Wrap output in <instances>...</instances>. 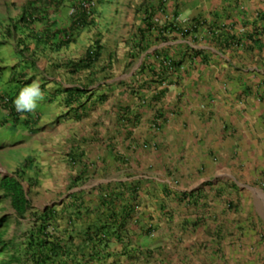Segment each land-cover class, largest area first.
Here are the masks:
<instances>
[{
	"label": "crops",
	"instance_id": "obj_1",
	"mask_svg": "<svg viewBox=\"0 0 264 264\" xmlns=\"http://www.w3.org/2000/svg\"><path fill=\"white\" fill-rule=\"evenodd\" d=\"M27 2L0 0V96L30 79L44 98L16 122L0 108V130L5 166L45 175L33 206H56L65 240L48 264H264V199L241 195L264 177V0H95L93 24L49 10L7 36ZM102 233L108 248L84 246Z\"/></svg>",
	"mask_w": 264,
	"mask_h": 264
},
{
	"label": "clouds",
	"instance_id": "obj_2",
	"mask_svg": "<svg viewBox=\"0 0 264 264\" xmlns=\"http://www.w3.org/2000/svg\"><path fill=\"white\" fill-rule=\"evenodd\" d=\"M37 0H28V2L24 5V7L22 8V12L20 17L17 20H11L9 28L7 29L6 35H9L10 29L17 31L18 26L21 27H28L29 25L35 23V22H40V20L42 19V21L45 20V16L44 17H38L37 14L32 13V11H30V16L27 17L24 21L22 20L23 17V13L25 11V9L29 6V4L34 2L33 6H37L36 9L38 10H47V13H49L50 10V17H48L49 21L52 24H56V20L53 18L57 13V8L58 5L61 3L62 0H56L54 3V6H47L46 3H43L41 6V3L36 2ZM163 5V3L161 4V6ZM32 6V7H33ZM13 10L17 9V4L14 3L13 4ZM95 8H96V3L95 0H87V2L85 0H81L80 2H78V4L74 7H72V12H73V16L71 18L68 19V26H72V24H77V19L83 17V16H87L86 20L88 21V25L93 24V21L95 19ZM147 8V7H146ZM46 13V14H47ZM70 26V27H71ZM67 27V26H65ZM165 28H163L164 30ZM170 31H180L181 34L183 36H188L185 35L186 32L188 30H180L177 29L176 27H171ZM97 47L93 46V48H91L88 52V56L87 57H95L96 59L93 60V62L90 63L93 64L96 60H97V52H96ZM86 59V58H85ZM83 59V60H85ZM78 61L77 63H75L73 65V70L72 71H76L79 68H84V67H89V66H85V63H80L82 62ZM174 62H169L168 63V69L171 73H174L177 69V67H174L173 65ZM17 84L21 85V86H25L24 89H22L20 96L18 97L16 103L14 102L13 98L9 95H5V96H0V108H3L4 110L6 109L7 111H9V113L12 115L13 120L16 122L19 119V115L21 114V111H34L36 106H37V102L39 100H42L43 97V92L39 86V84L37 82H33L31 85H29V83L31 82L30 79H17ZM26 101L23 105H21V101ZM17 104V105H16ZM80 107H78L79 109ZM5 125V122L3 121L2 126ZM4 149V148H0ZM14 149V145L11 149H5L4 151H0V172L5 170V174L2 175V177L0 178V182L2 179H4L5 177H13V178H17L21 185L23 186V189L25 191V194L27 196V199L30 201V207L27 210V212L23 215V216H18L16 211L13 209L12 207V203H11V199L9 197H7L5 195V192L0 188V191L2 192L3 196H0V198H7L10 202V206H11V212H9L8 214H14L15 215V220L13 222H9V217L8 215H4L6 213L3 214L2 217H0V252L1 253H5L3 258H5V261L3 262V264H6V262L8 260H10L12 254H16V257L19 259L22 255H24V253L26 251H37V248H34V246L31 245V239H36L37 238V232L39 230V228L41 227H45V232L51 236L54 237L55 242H60L62 243V245H64L65 240L63 238H60L57 236L56 231L51 230L52 227H56L54 224V221H52L51 219L54 220V215H53V211H54V207L56 206H45V207H40V206H33V200L31 197V191L30 189L35 187L39 182L44 181L45 175H43L41 172L38 174H33L30 176V174L27 172L29 171L28 168L31 165V161H27L26 164H23L22 166L19 167L16 166L12 169H9L8 164L5 163L6 162V158H7V153L10 151L11 154L13 153ZM57 160V159H56ZM55 160V161H56ZM39 166V163H38ZM72 166H75L74 164ZM34 172V170H33ZM26 178V179H25ZM35 180V185L32 184V182ZM36 180H39L38 183H36ZM24 181V182H23ZM262 189L264 190V178L263 180H261L260 182ZM50 209V212L52 213L49 214V212H47V210ZM1 208H0V213H1ZM27 215H30L34 224V227L36 228L35 231L32 232H23V231H19L18 229L15 230V233L12 237L11 234H13L12 232H8V230L10 229V227L12 225H16V227L18 226L17 223V219H24ZM42 216H47V220H43L44 218ZM5 218V221H3V219ZM5 237L4 240H2V238ZM107 239V243L109 244V239L104 236V234L102 233V235H100V237H89L87 236L85 240H83V244L87 249L92 250V245L98 243L97 239ZM14 240V246L15 248H8V249H4V243H8V242H13ZM50 240V239H49ZM75 242V240L68 238L66 240V242L69 244V246L72 245V242ZM25 245V246H24ZM102 248L106 249L107 247H104L103 244ZM44 255L47 256L49 255V253H47V247H41L40 248ZM92 257V256H91ZM30 258H32L33 260L38 259V255H34L32 257H28V258H23L22 262L20 261V263L18 264H24L25 262H27ZM86 264H90L88 257L86 258Z\"/></svg>",
	"mask_w": 264,
	"mask_h": 264
},
{
	"label": "trees",
	"instance_id": "obj_3",
	"mask_svg": "<svg viewBox=\"0 0 264 264\" xmlns=\"http://www.w3.org/2000/svg\"><path fill=\"white\" fill-rule=\"evenodd\" d=\"M55 1L56 0H37L36 2L41 3V6L43 3H46L47 6L49 7V6H54ZM33 5L34 2L29 4V6L25 9L22 17L23 21L30 16L31 14L30 11H32V13L34 14H37L38 17H44L46 15L47 10L44 9L38 10L36 9L37 6H33ZM86 17L83 16L77 19L78 21L76 25H80V26L88 25L89 23L86 20ZM168 29L169 27H165L164 32L166 33ZM185 35H190L189 31H187ZM95 59H96L95 57L93 58L87 57L85 60H83L80 63L87 62L85 66H89L90 63L93 62V60ZM173 65L174 67H177L180 64L178 62H174ZM0 188L5 192V195L11 199L12 207L16 211L17 215L23 216L30 207V201L27 199V196L20 181L17 178L5 177L0 182ZM47 212H49V214L52 215L50 209H48ZM42 217L44 218L43 220L48 219L47 216H42ZM3 221H5V218L3 219ZM36 235L37 238L35 240L31 239V245L34 246V248H37L38 259L33 260L32 263L48 264V261L54 260V257H57L59 253L62 252L63 245L60 242H55L54 237L45 232V227L39 228ZM97 240L99 243L103 244L104 247L108 246L107 239L103 240L98 238ZM3 245H4V249L15 248L14 240L13 242L4 243ZM41 247H47L49 250V255L45 256L43 251L40 249ZM18 263H20V261L16 257L15 253L12 254L10 260L6 262V264H18ZM26 263L27 262H25L24 264Z\"/></svg>",
	"mask_w": 264,
	"mask_h": 264
},
{
	"label": "rangeland",
	"instance_id": "obj_4",
	"mask_svg": "<svg viewBox=\"0 0 264 264\" xmlns=\"http://www.w3.org/2000/svg\"><path fill=\"white\" fill-rule=\"evenodd\" d=\"M80 1L81 0H62L61 3L58 5V8H57L58 13L53 18L56 20V22L58 21L59 24H61L63 26H67L65 19H69L73 16L72 7L73 6L75 7L78 4V2H80ZM85 1L87 2V0H85ZM14 137L15 136L9 130H0V148H4V149H1L0 151H4L5 149H11L17 141L14 139ZM58 161H60V159ZM59 164H61V163L59 162ZM4 174H5V170L1 171L0 172V178ZM263 178H262V180H263ZM34 182H35V180L32 182V184L35 185ZM38 182H39V180H36V183H38ZM238 193H240L239 190L234 192L235 195H238ZM253 193H256V196L260 197L261 199H264V190L262 189L260 183L257 186H253V190H248L246 188L243 189L241 192V195H242V198H252ZM0 196H3L1 191H0ZM230 197L234 198V196H230ZM238 197H240V196H238ZM233 198L229 202L231 205L229 204V207L227 208V210H229L231 212L234 211V207H235V203L233 201ZM239 199H241V198H239ZM33 203L35 204V200H33ZM0 208L2 211L0 213V217H2L4 213H6L4 215H8L9 222H13L15 220L14 214H8L12 210H11L10 202L7 198H5V197L0 198Z\"/></svg>",
	"mask_w": 264,
	"mask_h": 264
},
{
	"label": "built area",
	"instance_id": "obj_5",
	"mask_svg": "<svg viewBox=\"0 0 264 264\" xmlns=\"http://www.w3.org/2000/svg\"><path fill=\"white\" fill-rule=\"evenodd\" d=\"M263 186H264V184H263Z\"/></svg>",
	"mask_w": 264,
	"mask_h": 264
}]
</instances>
